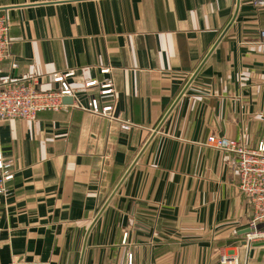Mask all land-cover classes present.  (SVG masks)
Wrapping results in <instances>:
<instances>
[{
  "label": "crops",
  "instance_id": "0c3cea01",
  "mask_svg": "<svg viewBox=\"0 0 264 264\" xmlns=\"http://www.w3.org/2000/svg\"><path fill=\"white\" fill-rule=\"evenodd\" d=\"M10 23L2 75L109 69L113 114L74 106L0 121L12 163L0 195V264H264L245 245L252 210L231 153L212 135L264 142V6L253 0H0ZM83 105L86 104L81 97ZM112 100L101 97V102Z\"/></svg>",
  "mask_w": 264,
  "mask_h": 264
},
{
  "label": "built area",
  "instance_id": "2783aa9c",
  "mask_svg": "<svg viewBox=\"0 0 264 264\" xmlns=\"http://www.w3.org/2000/svg\"><path fill=\"white\" fill-rule=\"evenodd\" d=\"M255 5L264 6V0H253ZM9 20L5 15H0V65L9 61L11 69L17 64L10 54L11 39L9 35ZM258 39L264 43V29L259 31ZM108 75L102 81L88 80L82 83L81 94L70 86L69 80L74 78L75 71L55 72L51 76L57 88L49 91L37 89L36 78L15 81L2 75L0 66V121L2 120H33L41 112H57L69 106L63 99H72L71 106L87 111L107 120L117 121L120 128L129 130L130 125L119 121L113 114L114 86L109 69L100 71ZM81 97L86 104L83 105ZM101 97H111L112 100L101 102ZM205 145L209 148L234 155L231 165L238 176V189L247 200L252 210V216L247 224L248 233L245 234V245L264 243V142H259L255 148H246L243 141H237L222 136L212 135L207 137ZM14 178L12 163L5 160L0 153V195L9 194V183ZM225 256H221V264H233ZM11 264H29L13 261ZM131 264V256L128 257Z\"/></svg>",
  "mask_w": 264,
  "mask_h": 264
},
{
  "label": "water",
  "instance_id": "95a60500",
  "mask_svg": "<svg viewBox=\"0 0 264 264\" xmlns=\"http://www.w3.org/2000/svg\"><path fill=\"white\" fill-rule=\"evenodd\" d=\"M63 103L70 105L72 103V99L66 97V98L63 99ZM248 231L249 230H245V233H248Z\"/></svg>",
  "mask_w": 264,
  "mask_h": 264
}]
</instances>
